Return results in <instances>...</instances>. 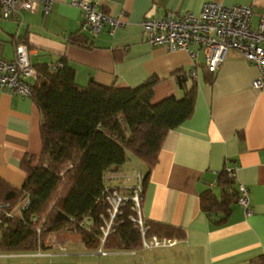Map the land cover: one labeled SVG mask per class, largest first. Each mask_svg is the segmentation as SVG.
I'll list each match as a JSON object with an SVG mask.
<instances>
[{"label":"crops","instance_id":"0c3cea01","mask_svg":"<svg viewBox=\"0 0 264 264\" xmlns=\"http://www.w3.org/2000/svg\"><path fill=\"white\" fill-rule=\"evenodd\" d=\"M208 1L248 5L254 28L264 17V0H98L106 13L125 21L112 35L107 25L97 34L85 30L83 10L72 0H56L48 13L42 7L33 12L20 9L10 18L3 17L0 6L3 59L13 60L15 42L22 41L30 49L33 66L54 65L65 58L82 86L95 80L136 87L158 77L154 102L170 95L184 97L179 75L185 76L188 88L197 87L194 112L165 137L143 190V215L176 227L183 235H163L175 241L173 245L115 251L137 255V264H264V89L252 87L259 68L229 51L210 74L202 48L193 46L196 55L192 56L185 50L152 46L143 31L144 17H162L169 11L199 15ZM193 68L197 75L192 78L188 71ZM41 120L32 97L0 89V177L8 184L21 188L26 177L24 158L40 156ZM128 161L129 166L125 167L126 161L107 172V179L116 180L109 187L122 193L148 172L133 155ZM234 167V187L238 191L240 185L246 187L252 212L247 215L235 200L226 222L218 225L213 220L217 217L212 219L202 208L201 194L210 189L220 200L219 174ZM75 235L52 233L46 249L65 247L62 241Z\"/></svg>","mask_w":264,"mask_h":264},{"label":"trees","instance_id":"16d2710c","mask_svg":"<svg viewBox=\"0 0 264 264\" xmlns=\"http://www.w3.org/2000/svg\"><path fill=\"white\" fill-rule=\"evenodd\" d=\"M20 42H15V48ZM34 68L38 79L30 97L42 114V152L37 158H24L26 177L21 188L0 177V204L5 205L0 214V253L45 249V239L62 231L78 235L88 249H98L103 237L100 228L109 216L107 197L115 189L107 186L105 174L133 155L147 166L144 189L165 137L194 112L197 87L188 88L185 76L179 75L184 97L170 95L154 102V90L161 81L158 77L136 87L95 80L82 86L76 83V71L65 58ZM218 183L220 200L210 189L200 200L219 225L226 222L240 193L227 169L219 174ZM25 200L26 207L7 216V211ZM124 204L104 240L109 251H135L142 246L141 232L132 221V203ZM147 223L148 236L183 235L176 227L148 219Z\"/></svg>","mask_w":264,"mask_h":264},{"label":"built area","instance_id":"2783aa9c","mask_svg":"<svg viewBox=\"0 0 264 264\" xmlns=\"http://www.w3.org/2000/svg\"><path fill=\"white\" fill-rule=\"evenodd\" d=\"M56 0H0L2 15L10 18L17 10L37 11L42 7L48 13ZM73 5L83 10L85 30H92L97 34L105 25L109 27L110 34L125 25L120 17L112 16L104 11L98 0H72ZM252 8L248 5L227 6L219 2L208 1L203 5L199 15L192 12L177 14L174 11L167 12L162 17L147 16L142 20L143 31L147 34V41L152 46L162 45L169 50H185L192 56L196 53L193 46L202 48L205 54V65L210 72H215L224 61L229 51H234L249 63L259 68V74L253 81V88L264 89V17L261 18L256 28L251 26ZM15 48V47H14ZM30 49L20 42L15 48L13 60L3 59L0 56V89L10 93H18L23 96L32 95V88L38 79V73L32 65ZM197 69L188 71L189 77H196ZM237 167L227 168L229 175L235 176ZM138 183L122 193L115 188L107 197L109 209L108 218L104 226L102 243L99 254H105L104 240L111 232L124 203L131 201L133 214L132 221L139 229L142 237L143 248H155L173 245L175 241L156 235L148 236L149 225L143 212L144 189L143 175H140ZM238 202L243 206L247 215L251 214L250 199L245 186H239ZM28 201L6 212L7 216H14L22 207H26ZM7 208L9 205L7 204ZM5 205L0 204V214ZM10 208V207H9ZM1 220V219H0Z\"/></svg>","mask_w":264,"mask_h":264},{"label":"rangeland","instance_id":"374dc122","mask_svg":"<svg viewBox=\"0 0 264 264\" xmlns=\"http://www.w3.org/2000/svg\"><path fill=\"white\" fill-rule=\"evenodd\" d=\"M129 161L125 167L129 166ZM108 173L105 174V182L108 186L116 184V180L107 179ZM52 241L50 236L45 239V243ZM78 236L66 238L62 241L65 247L54 245L48 249H39L35 252L10 251L0 253V264H137L139 258L137 255L115 253L107 251L105 255L99 254L98 249H88L80 242ZM61 243V242H60ZM101 246V245H100Z\"/></svg>","mask_w":264,"mask_h":264}]
</instances>
